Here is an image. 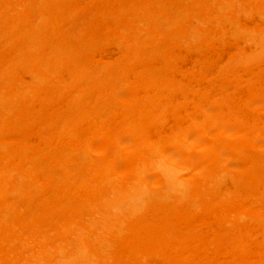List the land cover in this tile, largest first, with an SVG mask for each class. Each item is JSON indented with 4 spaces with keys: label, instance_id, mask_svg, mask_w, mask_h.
<instances>
[{
    "label": "bare ground",
    "instance_id": "bare-ground-1",
    "mask_svg": "<svg viewBox=\"0 0 264 264\" xmlns=\"http://www.w3.org/2000/svg\"><path fill=\"white\" fill-rule=\"evenodd\" d=\"M0 264H264V0H0Z\"/></svg>",
    "mask_w": 264,
    "mask_h": 264
}]
</instances>
